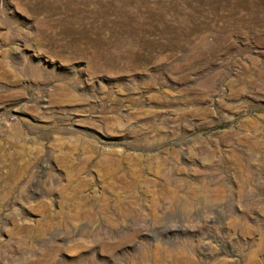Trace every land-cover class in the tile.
<instances>
[{
	"label": "rangeland",
	"instance_id": "1",
	"mask_svg": "<svg viewBox=\"0 0 264 264\" xmlns=\"http://www.w3.org/2000/svg\"><path fill=\"white\" fill-rule=\"evenodd\" d=\"M0 264H264V0H0Z\"/></svg>",
	"mask_w": 264,
	"mask_h": 264
},
{
	"label": "bare ground",
	"instance_id": "2",
	"mask_svg": "<svg viewBox=\"0 0 264 264\" xmlns=\"http://www.w3.org/2000/svg\"><path fill=\"white\" fill-rule=\"evenodd\" d=\"M185 250V249H184Z\"/></svg>",
	"mask_w": 264,
	"mask_h": 264
}]
</instances>
